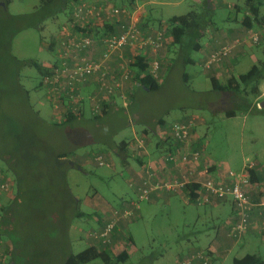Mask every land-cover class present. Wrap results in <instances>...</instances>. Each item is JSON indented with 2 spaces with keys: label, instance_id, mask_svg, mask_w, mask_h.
Here are the masks:
<instances>
[{
  "label": "rangeland",
  "instance_id": "obj_1",
  "mask_svg": "<svg viewBox=\"0 0 264 264\" xmlns=\"http://www.w3.org/2000/svg\"><path fill=\"white\" fill-rule=\"evenodd\" d=\"M134 1V4L143 3L146 6L145 3L149 0H139L137 3ZM154 1L152 4L156 9L155 15L163 18L185 14L198 7L193 0ZM229 1L236 4L237 0ZM113 3L131 4L122 0ZM40 4L41 0H11L10 3L0 0V84L8 85L1 78L6 80L5 77L10 72L9 66L14 70L13 58L19 61H38L45 65L54 60L55 39L68 14L63 8L56 6V11L50 18L49 8H39ZM230 14L229 8L217 7L210 15L211 24L206 26V35L213 26L226 28L230 25L227 21ZM261 15L264 16V3ZM237 16L239 22L234 24L240 26L244 16L242 13ZM260 29L258 26L250 27L239 36L250 31H261ZM206 35L201 41H205ZM164 49V55L161 56L160 53V58L163 60L162 65L167 66L172 61L170 75L161 81L160 72V78L155 83L158 87L152 90L134 87L136 98L132 105L130 103V108L125 107L122 111H115L118 107L108 108L110 115L99 121L85 115L70 123H61L65 116L57 115L52 109L47 89L41 86V76L32 66H17L20 92L12 86L9 88L13 89V94H9L8 90L1 92L0 102L11 114L0 108V147L8 143L11 151L22 159L12 171L6 161L0 158V169L14 182L12 194L3 203L8 204L16 199L17 175L20 193L15 205L16 228L21 233L22 244L27 245L30 252H36V262L39 264H62L68 253H78L91 244H96L97 241H92L91 234L98 228L101 214L95 207L84 203L85 199L93 204L98 199V208L103 204L116 208L123 197L136 199L137 194L129 184L131 175L122 161L128 160L135 166L137 162L132 158L141 153L136 149L137 141L144 133L143 130L151 131L149 124L155 125L156 119L164 118L172 123L182 117L196 116L207 120L210 135L208 149L212 159H224L227 153L234 152L244 137L264 140V109L256 110L250 106V86L241 84L242 90L245 88L243 98L248 100L249 105L246 102L234 104V100L229 98L230 95L233 98L234 93H219L213 89L210 77L212 70L203 68L206 59L203 51L191 50L189 56L194 62L185 63L182 67L179 61H173L177 47L167 45ZM247 50L233 70V83L253 65H258L264 75V37L257 46L253 45ZM231 70L232 66L227 72L230 73ZM184 73L188 74V78L185 79ZM232 105L236 106V118L228 119L224 111ZM132 109L140 111L141 120H137L139 116ZM8 116L9 120L6 121ZM12 120L19 131V141L9 142L4 136L8 137L7 127ZM164 131L170 132L168 127ZM153 134L152 132L149 136L147 133L148 152L150 150L157 154L163 150V154H166L171 148L170 142H162V148H159ZM113 142L116 146L125 142L126 147L117 153L110 148V143ZM104 149H109V156ZM61 152L65 153L62 158L64 164L58 166L56 155ZM93 153L105 154L108 158H104L111 163V167L98 165ZM143 153L146 155L145 151ZM139 206L135 212L136 218L126 225L133 241L126 238L122 244L123 247L128 245L130 258L119 264H178L192 252L206 247L209 239L202 235V231L209 227L211 218L199 217L201 208L185 192L172 193L158 189L150 194L148 200L140 201ZM78 211L83 213L78 215ZM109 213L106 211L107 215ZM0 239L9 252L13 251L10 239ZM252 246L237 247L224 264H232L235 255L241 256L257 249L264 260V246L255 242H252ZM116 250L119 251L120 248L117 247ZM86 264L104 263L97 258Z\"/></svg>",
  "mask_w": 264,
  "mask_h": 264
},
{
  "label": "built area",
  "instance_id": "obj_2",
  "mask_svg": "<svg viewBox=\"0 0 264 264\" xmlns=\"http://www.w3.org/2000/svg\"><path fill=\"white\" fill-rule=\"evenodd\" d=\"M144 8V5L134 3L116 5L110 0L71 1L69 16L55 39V58L47 65L50 73L41 78V86L47 89L51 107L57 115L88 113L98 117L110 106L128 107L134 84L131 63L136 56H144L152 77L155 80L160 78L163 62L160 51L171 42L169 27L165 24L156 29L145 27ZM262 38L260 33L249 32L245 37L228 41L220 48L218 46L205 59L203 68L213 70L222 67L223 72L229 71V58L234 50L239 45L259 43ZM97 47L101 52L94 57L93 50ZM196 126V117L189 116L173 121L169 125L170 134L162 131L161 142L170 140L174 145L170 152L160 156L163 164H182L191 168L190 165L196 166L201 161V150L192 148L197 140L194 134ZM147 140V134L143 133L136 147L146 155L149 154ZM95 160L100 166L111 167L102 154H96ZM256 168L257 162L246 158L240 170L227 168L218 177L210 173L199 176L196 169L181 168L175 178L159 179L158 172L145 165L142 181L130 183L137 194L136 199L126 207L109 210L104 226L91 234L92 241H97L93 244L115 250L117 227L121 221L136 217L140 201L148 200L150 194L158 189L183 191L188 183L199 185L195 199L197 205L204 206L214 199L231 197L233 218L227 232L231 240L238 242L252 230L264 237V205L253 202L246 190L251 183L250 172ZM13 190L14 182L0 169V208ZM256 213L259 218L254 220ZM10 252L0 239V264H8ZM215 260L212 251L197 250L178 264H213Z\"/></svg>",
  "mask_w": 264,
  "mask_h": 264
},
{
  "label": "crops",
  "instance_id": "obj_3",
  "mask_svg": "<svg viewBox=\"0 0 264 264\" xmlns=\"http://www.w3.org/2000/svg\"><path fill=\"white\" fill-rule=\"evenodd\" d=\"M113 1L116 2L117 0H112V2ZM126 1L133 3V0H122V2H126ZM193 1L196 4H199L201 2V0H193ZM134 2L137 3V2H139V0H135ZM153 2H155V1L149 0L147 3H145L146 6L142 3V5H144V7H145L144 11H143V18H144L143 21H144L145 27L151 28V29H156V28H158V26L160 24H165L168 26L167 20H169L170 17L169 18H163V17H158L157 15H155L156 9L153 7V4H152ZM177 2H179V1H177ZM215 2H216V7L220 8V7L225 6V7L229 8L230 11H232V12L234 11L233 7H231V5H233V6L235 5V2H233V1L215 0ZM239 2H242V0H240ZM263 2H264V0H263ZM227 21L229 22L230 25L226 26V28H220V27L218 28L215 26L211 27L213 29L211 31H208L207 35L205 34L206 35L205 41H201V47L199 50H201L205 53L206 58L211 53V51H213L215 48H217L219 42L216 44L215 43L216 39H220L222 42L224 40H229V39H234L236 37H240L239 35H241V33L248 31V30H246L245 26H243L242 24H240V26L237 24L236 25L234 24V22H239L238 16L235 14L231 13L230 15H228ZM240 22H242V21H240ZM209 36H211V37L209 38ZM248 48L250 49L251 47H248V46L237 47L234 50V52L232 53V55L229 58L230 63L228 65L232 66V70L230 73L229 72H222V71H224L222 67H219V68L215 67V69H213L212 72L210 73V77L216 79L217 83L219 81L225 83V82L233 79L234 78L233 70L236 67V65L239 63L240 58L242 56L246 55V53L248 52V50H247ZM165 50L166 49L160 51L161 56L164 55ZM100 52H101V48L97 47L96 49L93 50V56L95 57V56L99 55ZM172 65H173L172 61L167 66H166V64L162 65L161 70H160L161 81L163 79H165L166 76L168 77L170 75V73L172 71L170 66H172ZM219 71L222 73H220ZM219 74L221 76H219ZM249 86H250V90H249L250 91V94H249L250 97H248V99H251L250 106H253L256 110H261V108L264 109V101H263V99H264V81H263V79L261 81H259L257 83V85H249ZM134 87H135V85L133 84V91H134ZM245 87H248V85ZM243 90L245 92V88ZM243 90H242V92H243ZM219 93H225V92H219ZM228 93L234 95L233 92L232 93L228 92ZM240 95L235 94V96H233V98L230 95L229 98L234 100V104H237L241 101H244V99H245V98L243 99V96H240ZM223 97H222V99H223ZM134 98H136V96L131 98V102H130L131 105L133 104V102L135 100ZM245 100H247V99H245ZM246 104L249 105L248 100H247ZM131 105L129 104V106H131ZM115 107L119 108V109L116 108L115 111L124 110V108L120 107L119 105H113L109 108H115ZM235 107L236 106L232 105L231 108L228 110L224 111L222 109L224 111V115L228 119H235L236 118ZM133 111H134L135 115L139 116V118L137 120L138 121L141 120L140 111L139 112H136L135 110H133ZM109 113H110V110L108 111V109H107L106 114L104 116H107V115L109 116L110 115ZM85 115H87V114H85ZM85 115H83L82 118H84ZM187 117H189V116H187ZM193 117H196V116H193ZM159 119H161V118H158L156 120L158 121ZM99 120H102V118ZM196 120H197V126H196V129L194 131V134H195L197 140L195 138L196 142L194 140L195 143H193L194 146H192V148L197 147L199 150H201V156H202L201 161H199V163H196V166L192 164V165H190L191 168H187L185 165H182V164H178V165L168 164V163L163 164V162L161 161L162 157H160L161 155H163V150L157 154H153L149 150V154H147V155H145V154H143V152H141L140 154H138V156L137 155L134 156L135 159L132 158L133 161L135 160V162H137L135 164V166L132 165V162H128V160L122 161V163L127 168L129 174L131 175L129 182L130 183L131 182L139 183L142 181L141 179H142L143 172H144L143 168L145 165H149L150 167L154 168L158 172L159 179H173V178H175L176 174L179 173V171H181V168L196 169L197 174L199 176H201V175L204 176V174L210 173L213 176L218 177L220 172H222L223 170H225L227 168H231L234 170H240L243 167L246 158L249 157V158H252L253 160H255L257 162V168L254 171L255 172L254 180H252L251 183L246 186V190H247V193L253 202L258 203L260 205H264V140L259 139V138H254V137L247 139L246 137H244V138H242V140H241L242 142L240 143V145L237 148H235L234 152L227 153L225 155L224 159H222V160L212 159L210 150L208 149V142L210 141V135H209V132L207 130V124H209V122L207 120H205L204 118L198 119L196 117ZM157 121L154 122V123H156L155 125L149 124V126L151 127L150 128L151 130H152V127L154 128L155 132H153L154 133L153 135L155 137V140L159 142L157 144V146L159 148H162V144H161L162 142L160 140L161 135H162V131H164L166 129V127L169 128V125L171 123H168L164 119L163 122L161 121L162 122L161 124L159 123L157 125ZM145 124L147 125V123H145ZM143 132L146 133L145 131H143ZM169 134H170V132H169ZM149 136H150V133H149ZM168 142H170L169 145L171 148L168 149L167 152H170V150L173 149L174 145L172 146V142L170 140ZM110 148H112V150H114L115 152L118 151V149L116 148V145H113ZM103 151L105 152V154H107L108 153L107 151H109V149L108 150L104 149ZM97 153H100V152L97 151ZM97 153H93L94 154L93 158H95V156H96L95 154H97ZM105 154H104V156L106 157ZM107 156H109V153ZM106 158H108V157H106ZM167 191H170L172 193L184 192V191H172V190H167ZM185 193L188 196V192L185 191ZM90 200L93 201L92 199H90ZM132 200H134V199L131 197L128 199L123 197V199L121 198L120 202L118 203L119 205L116 208L109 206V205H104V204L100 208H98L97 207L99 205L98 199L96 200V202L94 204H93V202H91V203L88 202V199H85L84 203L87 202L88 206L95 207L94 209L96 211L100 212L101 217L98 218V222H100V224L98 226V228H99V227L104 226V224L107 220L106 211H109L111 209H121L123 207H126L130 204V202ZM192 202L197 207L201 208L200 214H198L199 217H201L203 219H206V216L211 218L210 219L211 224L209 225V227H207L206 229H204L202 231V235L207 237L209 239V241H208V243L204 249L200 248L199 250L212 249L211 251L216 256V260L213 264H224L226 258L233 251H235L237 247L243 246V248H245V247L252 248L253 247L252 242L257 243L260 246L261 245L264 246V237L260 233H257L256 230L250 231V233L247 236H245L243 239H241L238 242H234L233 240H231L228 237L227 232H228V228H229V225H230L231 219H232V199H231V197H228L225 200L214 199V200H212V202L210 204H205L204 207H202L203 205H197L195 200H193ZM102 213L104 215H102ZM253 217H254V220H255V218H259L258 213H256ZM135 218L136 217H134L133 219H135ZM132 220H130V221H132ZM125 221L126 220H123L120 222L119 226L117 227V232L114 235V241H115L114 246L116 245V248L119 247L121 249V246L124 242L123 240L132 236V234H130V232L126 228L127 223H129L130 221H126V222ZM211 232H212V235H211ZM132 240H133V238H132ZM246 253H249V252H246ZM246 253H244V254H246ZM252 253H256L261 257L259 249H257L256 251H254ZM130 255H131V253L129 251L128 258H130ZM243 255H241V256H243ZM241 256L235 255L234 257H241ZM196 264H198V263H196Z\"/></svg>",
  "mask_w": 264,
  "mask_h": 264
},
{
  "label": "trees",
  "instance_id": "obj_4",
  "mask_svg": "<svg viewBox=\"0 0 264 264\" xmlns=\"http://www.w3.org/2000/svg\"><path fill=\"white\" fill-rule=\"evenodd\" d=\"M11 0H3L5 3H10ZM73 0H41V4L39 8H49V17L55 13V7L59 6L61 9L63 8L64 12L68 14L70 13V3ZM240 1V0H239ZM236 1L235 6L233 7L232 14L238 15L239 13H242L244 16L241 20V24L245 26L246 30H249L250 27L258 26L261 28V31H254L256 33H260L262 37H264V16L261 15V8L263 6V0H242V2ZM198 5L197 8H194L193 10H190L189 12L181 15H174L167 20L168 26H169V35L171 38V42L168 45L176 46L177 50L176 58H174V62L179 61L180 64H182V67L185 63H193L194 61L189 56V53L191 50H198L200 51L201 47V38L206 34V26L211 24L210 15L212 12L217 8L215 0H201V2ZM51 12H53L51 14ZM50 17V18H51ZM38 26V24H37ZM39 27V26H38ZM247 32V31H246ZM251 32V31H250ZM248 34V33H247ZM247 34L240 36L245 37ZM236 37V38H240ZM229 39L224 40L221 42L220 39H216L215 43L218 44L219 48L224 45L228 41L235 40ZM263 40V38H262ZM259 43H256L254 45H258ZM54 46V43H53ZM217 46V47H218ZM246 44L239 45L238 47H245ZM253 46V45H251ZM250 46V47H251ZM249 47V46H248ZM216 49V48H215ZM214 49V50H215ZM14 62V70H12L9 66L8 71L9 74L5 79L1 78L3 81H5L8 85L0 84V94L4 90H8L7 92L9 94H13V89L19 91V72L18 67L19 66H32L35 67L38 73L40 74L41 78L43 76H46L50 73V68L45 65L44 63L38 62V61H19L16 58H13ZM18 66V67H17ZM131 67L134 71L133 74V81L135 88L138 89H154L155 87H158L157 81L152 77L150 72L148 71V61L147 59L142 56H136L133 63H131ZM263 76L261 74V68L258 65H253L252 68L246 72L239 75V79L233 83L231 80L227 82H218L216 79L211 78L213 82V89L217 90L219 92H233L234 94H241L240 96L244 97V90L242 92L241 84H245V86L249 85H257L261 79H263ZM185 79L188 77L187 73H184ZM235 79V78H233ZM10 86L13 87V89L9 88ZM20 92V91H19ZM134 91H132L131 96L134 97ZM11 96V95H10ZM132 97V98H133ZM2 96L0 95V101ZM241 98V97H240ZM135 99V98H134ZM133 99V100H134ZM242 99V98H241ZM244 99V98H243ZM135 101V100H134ZM10 102H12V97H10ZM242 103H247V100L244 99V101H241ZM134 103V102H133ZM130 108V106H128ZM0 108L2 110H5L8 114H11L10 111H7L5 109V106H3L2 102H0ZM125 109V108H124ZM105 110L102 115L98 117H92L89 114H87L91 119L94 121H98L99 119L103 118L106 114ZM125 113V112H123ZM85 115V114H84ZM83 115L75 116L73 114H68L65 116L63 122L61 123H70L74 121L76 118H82ZM9 120L6 119V121ZM92 121V120H90ZM160 121V122H159ZM164 121L163 118L159 119L157 121V125ZM13 120L9 121L8 127H7V134L8 137L4 136L5 138H8V141H19L18 135L19 131L15 128L13 124ZM6 127L3 130V133L5 134ZM146 133H152L155 132L154 128L152 127V130L149 131L148 129L143 130ZM11 139V140H10ZM159 142L156 141V146ZM116 145L114 142L113 144L110 143V146ZM126 144L125 142H121L119 146H116V148L119 149H125ZM197 148V147H196ZM14 151H11L10 145L6 143L2 147H0V158L3 161H6L7 166L13 171L15 169L16 164L22 159L18 158L14 153ZM65 156V153L61 152L56 155L57 159L56 162L57 165H63V159ZM18 160V161H17ZM251 181L254 180L255 172L252 170L250 172ZM17 186V193L16 199L11 200L6 203H3L0 208L1 217H0V238H8L13 242V251L10 252L8 256V264H39L36 262L37 254L36 252H30V249H28L27 245L22 244V237L19 230H17V216L14 215L16 213V202L19 198L20 193V187H19V179L16 175L15 177ZM16 184V185H17ZM198 190L199 185L197 183H188L185 188L184 192H188V196L191 201L195 200L198 196ZM83 213V212H82ZM78 211V215L82 214ZM232 218H233V208H232ZM130 242L132 240V236L129 237ZM2 245H3V240ZM4 246V245H3ZM128 245L126 247L121 248L119 251L112 250L109 246L104 245H90L84 250L78 252V253H68L67 256H65V259L63 260L62 264H86L88 262L93 261L94 259L100 258L102 259L104 264H119L121 262H124L128 259L129 250ZM232 264H264V260L256 253H246L241 257H234L232 260Z\"/></svg>",
  "mask_w": 264,
  "mask_h": 264
},
{
  "label": "clouds",
  "instance_id": "obj_5",
  "mask_svg": "<svg viewBox=\"0 0 264 264\" xmlns=\"http://www.w3.org/2000/svg\"><path fill=\"white\" fill-rule=\"evenodd\" d=\"M232 7H234V6L232 5Z\"/></svg>",
  "mask_w": 264,
  "mask_h": 264
}]
</instances>
